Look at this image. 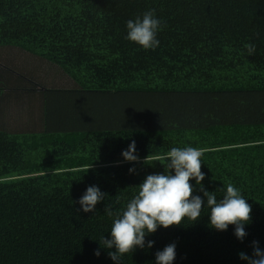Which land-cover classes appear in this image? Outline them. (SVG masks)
Here are the masks:
<instances>
[{
    "label": "trees",
    "instance_id": "trees-1",
    "mask_svg": "<svg viewBox=\"0 0 264 264\" xmlns=\"http://www.w3.org/2000/svg\"><path fill=\"white\" fill-rule=\"evenodd\" d=\"M151 9L163 27L145 51L125 39L126 22ZM1 47L56 65L74 87L43 90L44 131L0 124V264H114L107 250L94 255L110 238L105 208L120 212L164 172L146 157L186 146L203 149L207 191L232 183L252 206L246 239L212 230L204 211L122 264H154L171 243L174 264H244L240 252L264 247V0H0ZM132 141L135 164L121 155ZM90 185L106 194L95 214L73 203Z\"/></svg>",
    "mask_w": 264,
    "mask_h": 264
},
{
    "label": "clouds",
    "instance_id": "clouds-1",
    "mask_svg": "<svg viewBox=\"0 0 264 264\" xmlns=\"http://www.w3.org/2000/svg\"><path fill=\"white\" fill-rule=\"evenodd\" d=\"M163 21L151 9L126 22V40L143 50H155L160 41L157 38L162 30ZM248 55L256 52L255 44L245 45ZM122 158L127 163H139L137 146L132 141L128 148L123 150ZM203 149L186 146L171 147L163 155H149L145 158L156 161L164 160V172L149 174L136 186V193L127 200L124 208L113 213L107 206L105 213L111 218L110 238L105 235L99 240L100 248L94 255L99 258L101 249L107 250L109 258L114 264H122L123 260L132 255L137 249H152L155 242L146 240V237L155 234L160 228L169 229L197 223L202 212L207 211L209 227L217 232H226L234 226V236L244 242L248 233L246 227L252 223V206L247 202L240 189L232 183H227L214 192L205 189L203 181L205 174L201 171ZM130 174L136 169L130 168ZM190 181H195L199 191L203 194L194 195L197 190ZM219 191V195H218ZM106 194L97 185L87 187L78 201L85 214L96 213V207L105 201ZM175 243L166 245L163 250L155 253L154 264H174L176 260ZM244 264H264V247L259 241L252 242V253H239Z\"/></svg>",
    "mask_w": 264,
    "mask_h": 264
},
{
    "label": "rangeland",
    "instance_id": "rangeland-1",
    "mask_svg": "<svg viewBox=\"0 0 264 264\" xmlns=\"http://www.w3.org/2000/svg\"><path fill=\"white\" fill-rule=\"evenodd\" d=\"M31 81L39 83H37V90L53 87L69 89L74 87L72 80L56 65L38 57L36 58L32 54H26L22 50L14 53L13 50H9V48L1 47L0 87L3 89L10 88L9 90L15 92L14 98L10 96L8 99H3L2 101V104H5L6 107L4 116L5 126H3V128L7 132H10L11 128L19 129L21 124H18L20 122L18 118L23 115L26 117L28 113H30L28 119H23L27 121L26 125H29L30 122L33 124L31 125V130L36 131L35 126L38 125L37 123H41L44 126V119L41 120L40 116L36 114V109H38L36 105L39 96L28 98V101L27 97L24 96L21 91L14 88L15 86H32ZM2 104L1 109L3 108ZM32 106L35 107V112L31 109Z\"/></svg>",
    "mask_w": 264,
    "mask_h": 264
},
{
    "label": "crops",
    "instance_id": "crops-1",
    "mask_svg": "<svg viewBox=\"0 0 264 264\" xmlns=\"http://www.w3.org/2000/svg\"><path fill=\"white\" fill-rule=\"evenodd\" d=\"M6 48H9V50H13L14 53H17V52L20 51L18 48H15V47H6ZM14 88L18 89L19 91H21V93H23L24 96L27 97V100H28V98L30 99V98H35V97L39 96V99H38L37 105H36L39 110L36 109V114H38L40 116L41 120L44 119L45 122H44V126L41 123H37L38 125L35 126V130L36 131L31 130V125H33V124H31V122H30L29 125L28 124L26 125L27 121H25L29 117L30 113H28L26 117L23 115L22 117L18 118L20 120V122L18 124H21V127L19 129L11 128L10 132L11 133H28V132L33 133V132L44 131L45 128H46L45 126H46V122H47L46 112H45L46 105H45V99H44V94H43V92H44L43 90L44 89L43 90H35V88L34 89H30V88H27V87H19V86H15ZM9 89H4V92L2 93L3 95L0 98L1 99L0 100V110H1L0 124H1V126H5L4 125V122H5L4 121L5 120L4 116H5V113H6V107H5V104H2V101H3V99H5V100L8 99V97H10V96L12 98H14V94H15V92H12ZM1 104L3 106L2 109H1ZM30 105H31V103H30ZM31 109L35 112V107L32 106ZM42 111H43V114H42ZM31 120H33V119H31Z\"/></svg>",
    "mask_w": 264,
    "mask_h": 264
}]
</instances>
